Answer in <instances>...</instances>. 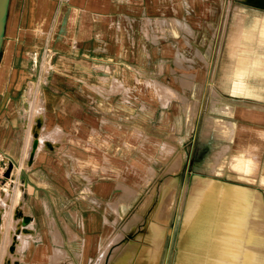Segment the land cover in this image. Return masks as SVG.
Returning <instances> with one entry per match:
<instances>
[{"label": "crops", "instance_id": "1", "mask_svg": "<svg viewBox=\"0 0 264 264\" xmlns=\"http://www.w3.org/2000/svg\"><path fill=\"white\" fill-rule=\"evenodd\" d=\"M189 2L191 16L183 0H7L0 41V152L8 160L17 156L10 170L17 173L20 166L21 197L34 230L20 251L22 238L10 230L2 237L1 222L0 264L5 258L10 264H94L110 239L102 244L105 226H115L105 221L115 217L107 203L117 196L118 180L127 183L131 167L149 161L148 143L157 146L158 159L167 156L162 173L176 151L183 153L174 174L172 213L178 216L167 243L172 255L165 252L166 233L156 264H264V15H222L214 45L212 24L204 20V11L213 15L204 6L214 4ZM216 4L228 6L229 0ZM203 22L209 30L200 28ZM202 33L200 51L193 42L199 38L201 47ZM151 59L155 71L149 80L188 100L193 127L182 119L177 97L164 103L157 90L155 99L138 98L126 87L144 78ZM57 69L63 72L50 74ZM190 72L196 76L183 89L179 80ZM58 84L64 89L58 91ZM87 85L94 93H85ZM100 102H113V110L101 112ZM133 102V115H118L116 104H125L122 112L128 114ZM154 102L156 114L150 116ZM36 103L42 108V141L61 144L28 162L30 137L20 135L28 134L24 120L28 115L29 125L34 122ZM135 117L140 123L131 121ZM55 130L60 138H48ZM166 144L174 146L172 154L165 153ZM69 150L74 159L65 154ZM217 161L220 174L210 172ZM205 183L213 188L193 190ZM54 228L65 250L55 263L49 257L59 245L50 237Z\"/></svg>", "mask_w": 264, "mask_h": 264}, {"label": "rangeland", "instance_id": "2", "mask_svg": "<svg viewBox=\"0 0 264 264\" xmlns=\"http://www.w3.org/2000/svg\"><path fill=\"white\" fill-rule=\"evenodd\" d=\"M183 1H184V5L186 6L188 13H190L189 15L191 16L192 13L188 9L190 7L189 0H183ZM209 2L213 3L214 6L205 5L204 8H211V10H212L211 13L213 15L212 16H206L207 15L206 11H204V20H208V22H210V24H212V25H210V28H211V30H213L215 32V34H214L215 38L213 41L214 45H216L219 41L218 36H219L220 28H221L222 15L228 13L230 18H233V16L238 14V13L239 14H252L253 13V14L264 15V0H229V5L223 6V7L220 6L219 4L218 5L216 4V3H219V0H209ZM196 9L197 8L195 6L194 10H196ZM208 25H209V23H208ZM204 26L205 25L203 22L200 28H203L202 30L207 29ZM207 30H209V29H207ZM196 33H198V32H196ZM198 40H199V38L195 39L193 42V45H194V47H197L200 51H203L204 46L202 43L204 42V33H202V36L200 39V43L202 44L201 47L198 45ZM201 58L204 60L205 59L204 55L201 54ZM59 59H60V55L54 56L55 62L58 61ZM153 62L154 61H152V59H151L149 62L150 63L149 69H146L144 78L141 79V81L133 82V80H131L130 82H128V85H126V87L130 88L133 91L134 95H137L138 98L141 97L142 94H149V95L153 96V99H155L156 94L158 92L157 90H159V92L161 94L160 98L161 99H162V97L164 98V103H165V101L167 102V100L170 99L171 97H177L181 101V104H182V114H181L182 119L185 121L186 126L188 128L193 127L195 117L193 119V124L190 125V122L187 120V114L191 113L193 115L195 113V110L192 109V106H191V104L188 103V100H186L184 97H180L175 91H174L175 93L173 91H171L169 88L170 86L165 85L160 80L155 79L154 80L155 85L152 84L151 80H149V78H151V79L154 78V77H150L153 74V73L151 74L150 72L155 71V70L153 71V67H154ZM61 72H63L61 69H57V70L51 71L50 74L53 73L54 75H57V74L60 75ZM195 76H196L195 72H190L187 75H185V77H181L179 82H180L181 86L183 87V89H186L189 87V85H190L189 81L192 82V80L195 78ZM169 77H171V76L168 75V78ZM169 82L172 83L171 78L169 79ZM101 87L107 88V85L101 84ZM171 88H173V87H171ZM56 89H58V91H61L64 89V87L58 84ZM174 90H176V89H174ZM85 93L87 94V93H94V92L92 91L91 87H88V85H87L85 87ZM32 94H33V89L31 87H29L28 95H32ZM180 94L183 96H186L188 98V96L186 94H183V93H180ZM156 105H157L156 102H154L152 109H149L148 113L150 116H154V114H156V112H155L156 107H157ZM112 106H114L113 102H111V103L110 102L109 103L108 102H100L98 110H100L101 112L110 113V110L111 111L113 110ZM116 106L117 107L115 109L118 111L117 112L118 115H122V116L128 115V117H129L130 115H133V113L136 109L137 103L133 102V105H130L129 103L127 104L128 109L130 110L128 112V114L123 113L125 111V107H126L125 104H116ZM34 109H35V111H34L35 120H34V122H32V124L33 123L34 124L29 125L30 120H29V116L27 115V118L24 120L23 125H24V129L26 131L28 129V134L25 133L23 135H20L21 137H24V138H26V135H27V138L30 137V142H28V144L26 141V160L28 162L33 161L35 156L38 155L40 151L48 150L51 148L55 149V150H59L60 149L59 145L61 144V143L60 144L59 143L54 144L53 142L47 143V142L42 141L41 136L43 133L42 132L43 118H42V108L40 106V103L39 104L36 103ZM131 121H134L136 123H140V117H135ZM122 124H124V123H122ZM28 125H29V128H28ZM128 125H129V123H128ZM39 127H40V129H39ZM30 128H31V130H29ZM45 130H48V128H45ZM29 132H30V134H29ZM31 133H32V135H31ZM138 135H141V133L138 132ZM54 136H56L58 139L60 138L58 136V134H56ZM180 141H182V137L180 138ZM150 142H152V141L150 140ZM47 144H48V146H46ZM50 145H52V146L50 147ZM167 145H169V144H166L164 146L165 147L164 148L165 153L166 154H172L174 152V149H175L174 146H172V145L167 146ZM47 147H49V148H47ZM168 147H170V148L168 149ZM144 153L146 154L145 155L146 159L149 158V161L143 159L140 162H137L138 163L137 165H133L131 167L130 172L127 174V183L123 180H118V182L116 184L117 196L114 199L109 200L107 203V205L110 207V209L115 213V217L112 221L105 218V221L108 222L110 225H115V226L114 227H109L107 225L105 226L104 233H103V235H101L103 238L102 244L106 243L109 238L110 239L108 241V244L101 247V249L97 255V259L95 260L94 264L95 263L96 264L114 263L116 256L121 252L120 250H121V247L123 245L125 236H127L128 238L134 239L136 241L137 240L143 241V239L140 236L142 234V230H144L143 225L145 224V222L148 218V214L150 213L149 211L152 210V207L154 206L156 199H157V189H156L157 184L161 180H163L164 177L167 176V173L169 172L168 168L170 167V165L173 162V159L177 155H180L182 157V162H181V166H180L178 173L181 170V167L183 164V153L181 151L175 152V154L173 155L170 162L164 168L163 173H162V166L163 165L161 163L167 162V160H168L167 156H164L163 158L160 157L158 159V157H157L158 156L157 146L151 145L149 143L146 144V146H144ZM65 154L68 155L70 158H73V159L76 156L72 153L71 150H69L68 152H65ZM217 155L218 154H216L214 156V158H215V159L213 158L214 160H216ZM16 159H17V156L12 154V156L9 157V160L8 159L7 160L12 163L13 161H16ZM154 161H156L157 163H155ZM23 166L25 167V164ZM221 166L217 161V165L212 166L213 168L216 167V170L213 171V169L211 168L210 172H212L214 174H220ZM18 168H19V172H17V173H15L13 171L12 172L7 171V173L9 172L11 174V177L8 181L7 188L4 191L0 190V195L7 193L6 204H3L0 202V227H1V222H2V229H3L2 230V234H3L2 237L6 234L9 235V230H10V236H13V237L19 236L22 238V240L20 241V244L18 246V249L20 251H23L28 246V241L26 239H24V237H30L32 235L34 228H33V220H32L31 215L29 213L25 212V210H24L23 200L21 197L22 193H23L22 185L24 183V181H23L24 177L22 174L20 175V166H18ZM187 170H188L187 165H184L182 168V173L183 174L187 173ZM159 174H161V175H159ZM163 174H165V175L163 176ZM139 178H142L141 181H139ZM136 181H138V182H136ZM133 184L134 185L136 184L140 187L138 189H136V187L135 188L132 187ZM120 185H121V187H120ZM122 186H123V189H122ZM152 186H154V187H152ZM124 187H125V190H124ZM17 190H18V193H17ZM85 190L87 192L91 191L90 186L86 185ZM14 194L18 195L17 197L19 200L15 199L16 195H14ZM10 195L12 197H10ZM150 198H151L150 204L142 212L141 208H142L143 203ZM91 200L97 202L94 198H92ZM8 201H9V203H8ZM6 207L10 208V211L7 209L4 212ZM8 211H9V213H8ZM3 212H4V214L2 215ZM2 216H3V218H2ZM111 216H113V214H111ZM138 216H139V218H138ZM177 216H178L177 214L174 216V214L171 213V216L168 220L166 232H165V236L167 233V239H168L166 241L165 252L168 253V255H170V258L172 255V250H171V247H169L167 245V243L169 241V238L171 237L174 218L177 219ZM15 217H16V219H15ZM133 217L136 218L134 225H132L134 227L126 229V226L128 225L129 221H131V219H133ZM9 220H10V223H9ZM189 221L190 220H188V215L186 214L184 222H189ZM26 224H27V226H26ZM10 225H11V229L7 228ZM28 225H30L31 228ZM23 228L25 230H23ZM15 229H16V231H15ZM167 229H168V231H167ZM25 231H27V233ZM41 232L45 233V231H41ZM55 235H56L55 232H52V233L50 232V237L52 238V241L54 242V244H59L57 242V238L55 237ZM164 239H165V237H164ZM36 240H38V241L41 240V236L39 235L36 238ZM151 244L153 245L152 242H151ZM151 244H150V241H148L146 245L152 247ZM162 248H163V245H162ZM162 248H161V251H162ZM61 249H63V248L60 246V244L53 246V251L49 255V257L53 260V263H55L57 260L60 259V257L62 255L65 254V250L63 249L64 251H62ZM103 250L105 251V253H104V256L102 257L101 253ZM6 253H8V252H6ZM150 254H152V253H150L149 251L148 252L143 251L142 253L135 254V258L138 259L140 264H145V262L146 263L148 262L147 260H149L148 258L150 257L149 256ZM10 263H11V260L5 258V260L1 264H10Z\"/></svg>", "mask_w": 264, "mask_h": 264}, {"label": "bare ground", "instance_id": "3", "mask_svg": "<svg viewBox=\"0 0 264 264\" xmlns=\"http://www.w3.org/2000/svg\"><path fill=\"white\" fill-rule=\"evenodd\" d=\"M174 18V17H173ZM264 19V18H263ZM170 20V19H169ZM175 20V19H174ZM173 20V21H174ZM178 21V20H177ZM178 25V24H177ZM188 26V25H187ZM258 27V26H257ZM172 28V27H171ZM257 29V28H256ZM262 30V29H261ZM244 34V33H243ZM247 35V34H246ZM260 35V34H259ZM258 36V35H257ZM241 38V37H240ZM255 39V38H254ZM253 41V40H252ZM259 42V41H258ZM257 42V43H258ZM262 42V41H261ZM251 43V42H250ZM249 43V44H250ZM259 44V43H258ZM262 44V43H261ZM242 45V44H240ZM247 45V44H246ZM257 45V44H256ZM260 45V44H259ZM248 46V45H247ZM252 46V45H251ZM245 47V46H244ZM242 49V48H241ZM245 48H243L244 50ZM247 50V49H246ZM241 52V51H240ZM238 53V52H237ZM251 53V52H250ZM245 54V53H243ZM238 55V54H236ZM247 56V55H246ZM245 56V57H246ZM256 56V55H254ZM237 57V56H236ZM262 57V56H261ZM244 59V58H242ZM248 59V58H247ZM254 59V58H253ZM264 60V59H263ZM262 60V61H263ZM240 61V60H239ZM264 65V64H263ZM261 68V67H260ZM257 69V68H256ZM263 69V68H262ZM257 74V73H255ZM254 78V77H253ZM171 91L174 92V89L169 87ZM255 90V89H253ZM259 90V89H258ZM257 91V90H256ZM258 93V92H257ZM260 95V92L259 94ZM195 117V113L192 115L191 113L187 114V120L190 122V125L193 124V119ZM34 124V123H33ZM32 124V125H33ZM35 128V127H34ZM40 129V127H39ZM38 129V130H39ZM58 130H55L54 132L52 131L51 134H49L48 138L52 139V136L54 134H57ZM32 135V133H31ZM48 141L51 140H47ZM50 143V142H49ZM48 146V144L46 145ZM52 145H50L51 147ZM169 146V145H167ZM49 148V147H47ZM170 147H168L169 149ZM52 149V148H51ZM176 156V155H175ZM232 156V155H231ZM235 158H237L235 156ZM239 158V157H238ZM181 162H182V157L180 155H177L174 159L172 164L170 165V167L168 168V173L167 176L164 177L163 180H161L158 184H157V199L156 202L154 204V206L152 207V210L149 211L150 213L148 214V218L145 222V224L143 225V229L142 230V234H141V238L143 239V241H136L134 239L128 238L127 236H125L123 245L121 247V252L116 256L115 262L114 263H110V264H140V262L138 261L137 258H135V254H139L142 253L143 251H149L150 254L149 256V260H147L148 262L145 264H156L157 263V259L159 258L160 254H161V248H162V243L165 237V232H166V228H167V224H168V220L171 216L172 213V209H173V202H174V192L177 186V181L175 179L174 174H177L180 166H181ZM231 162V161H230ZM232 163V162H231ZM234 164V163H233ZM228 165L229 164L228 162ZM228 167V166H227ZM234 167V166H233ZM257 168V167H256ZM236 169V167L234 168ZM238 169V168H237ZM251 170V169H250ZM252 171V170H251ZM253 172H255V170L253 169ZM257 172V171H256ZM258 177V176H257ZM201 184L199 187L194 188L193 190H199V189H203L206 186L209 189V186L212 187L211 185L208 186V184ZM210 184V183H209ZM212 184V183H211ZM217 186V184H215ZM121 187V185H120ZM154 187V186H152ZM213 188V187H212ZM216 188V187H215ZM123 189V186H122ZM151 189V188H150ZM154 189V188H153ZM207 189V188H205ZM211 189V188H210ZM220 189V188H219ZM125 190V187H124ZM150 191V190H149ZM210 191V190H209ZM7 192V191H6ZM128 192V191H127ZM132 192V191H131ZM18 193V190H17ZM16 193V194H17ZM130 193V192H129ZM155 193V192H154ZM14 194V195H16ZM18 195L15 196V199H18L17 197ZM203 196V195H201ZM207 196V195H206ZM6 198H7V193H4L2 195H0V202L3 204H6ZM152 198V197H151ZM151 198L148 199L147 201H145L142 205L141 211L143 212L146 207L150 204L151 202ZM207 198V197H205ZM213 198V197H212ZM92 199V198H91ZM19 200V199H18ZM17 202V201H16ZM21 203V202H20ZM136 203V202H135ZM134 203V204H135ZM18 204V203H17ZM138 204V203H137ZM19 205V204H18ZM258 207V206H257ZM13 210V209H12ZM13 212V211H12ZM11 212V213H12ZM13 214V213H12ZM141 214V213H140ZM139 214V215H140ZM22 215V214H21ZM143 215V214H142ZM25 216V215H24ZM146 216V215H145ZM257 216V214H255V217ZM21 218V217H20ZM139 218V216H138ZM141 218V217H140ZM16 219V217H15ZM22 219V218H21ZM135 219L133 217V219H131V221H129L128 225L126 226V229L128 228H133L134 226V222ZM52 220V219H51ZM22 221V220H21ZM29 221V220H28ZM30 224V223H29ZM27 226V224H26ZM30 226V225H28ZM27 228V227H26ZM31 228V226H30ZM55 230H49L51 233L55 232L56 235L55 237L57 238V242L59 244H61V234L59 232V230H56V228H54ZM23 230H25L23 228ZM16 231V229H15ZM27 233V231H25ZM29 232V231H28ZM150 241L153 243L152 247L146 245L147 242ZM62 251H64L63 249H61ZM105 251L103 250L101 253V256H104ZM145 260V259H144ZM96 264V263H95Z\"/></svg>", "mask_w": 264, "mask_h": 264}, {"label": "built area", "instance_id": "4", "mask_svg": "<svg viewBox=\"0 0 264 264\" xmlns=\"http://www.w3.org/2000/svg\"><path fill=\"white\" fill-rule=\"evenodd\" d=\"M10 170V162L7 160L4 154L0 152V190L4 191L7 188L8 181L11 174L7 173Z\"/></svg>", "mask_w": 264, "mask_h": 264}, {"label": "water", "instance_id": "5", "mask_svg": "<svg viewBox=\"0 0 264 264\" xmlns=\"http://www.w3.org/2000/svg\"><path fill=\"white\" fill-rule=\"evenodd\" d=\"M7 0H0V41L2 36V29L5 21Z\"/></svg>", "mask_w": 264, "mask_h": 264}]
</instances>
